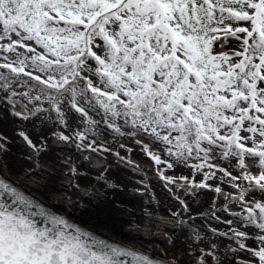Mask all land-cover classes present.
<instances>
[{
	"label": "snow or ice",
	"instance_id": "obj_1",
	"mask_svg": "<svg viewBox=\"0 0 264 264\" xmlns=\"http://www.w3.org/2000/svg\"><path fill=\"white\" fill-rule=\"evenodd\" d=\"M0 53L14 57L0 63V90L11 96L21 75L55 89L53 104L67 92L76 107L90 91L112 118L149 133L177 160L203 154L206 162L217 149L235 157L241 175L225 174L247 181L233 185L241 189L235 198L260 230L247 264H264V201L245 200L250 189L264 193V0H0ZM205 166L214 167H195ZM0 190L24 205L0 202V264H157L63 217L40 227L25 215L30 200L3 179ZM234 237L245 249L248 234Z\"/></svg>",
	"mask_w": 264,
	"mask_h": 264
},
{
	"label": "rangeland",
	"instance_id": "obj_2",
	"mask_svg": "<svg viewBox=\"0 0 264 264\" xmlns=\"http://www.w3.org/2000/svg\"><path fill=\"white\" fill-rule=\"evenodd\" d=\"M4 55L14 58L0 53V63ZM27 70L47 78L38 70ZM79 87L84 83L80 82ZM12 90L15 96L0 90L4 103L0 104V111H4L0 112V169L14 180H25V185L42 188L29 190L31 193L47 201L58 200L61 210L70 217L127 244L131 243L126 234L129 231L145 236L136 239L146 246L140 247L180 264H247L253 260L247 249L259 247L251 237L260 230L247 225L243 202L235 198L241 189L233 186H245L247 181H232L225 174L241 175L243 169L235 157L225 159L217 149L205 162L203 154L200 158L194 154L193 161L214 167L176 172L169 164H156L153 155L174 163L177 158L170 157L165 146L149 133L122 118H112L110 113L99 116L95 106L100 104L90 91L83 97L77 95L73 107L70 93L65 92L59 103L53 104L47 97L57 96L56 90L29 76L21 75ZM35 96L41 99L35 100ZM16 103L22 105L24 112L20 113L24 115L10 111L8 105ZM77 107L84 112L77 111ZM29 109L34 114L30 115ZM245 164L253 174L259 172L251 159L246 157ZM177 173L190 174V178L175 177ZM204 173L211 178L205 179ZM192 174L204 176V184L208 185L204 189L209 191H200L203 183L195 182L199 178ZM217 187L220 192L215 191ZM179 193L184 201L177 199ZM249 199L264 201V193L250 189L245 194V200ZM234 231L246 232L250 237L243 240L245 249L240 248L241 241L234 237ZM255 260L258 264V258Z\"/></svg>",
	"mask_w": 264,
	"mask_h": 264
},
{
	"label": "water",
	"instance_id": "obj_3",
	"mask_svg": "<svg viewBox=\"0 0 264 264\" xmlns=\"http://www.w3.org/2000/svg\"><path fill=\"white\" fill-rule=\"evenodd\" d=\"M0 179H3L6 183L10 184L15 190L16 192L25 197L26 199L30 200L32 202L31 206L25 210V215H28L29 218L31 220H33L34 222H36V224L40 227H50V223H49V217L50 216H58V217H63L66 220H68L69 222H71L74 225L79 226L80 228L89 231L95 235H97L98 237L104 238L107 241L120 245L98 233H95L77 223H75L74 221L66 218L65 216L59 214L58 212H56L55 210H53L52 208L48 207L47 205H45L44 203H42L40 200H38L37 198H35L34 196H32L30 193H28L27 191H25L23 188H21L20 186H18L17 184H15L13 181H11L10 179H8L6 176H4L3 174L0 173ZM0 202L5 203L6 205L10 206V207H20V208H24V205L20 204L17 200L15 195H13L10 192H3L2 190H0ZM123 246V245H121ZM125 247V246H123ZM126 249H129L127 247H125ZM149 257V256H148ZM153 261L157 262V264H167L165 262L159 261L157 259H154L152 257H150ZM125 259H131L130 257H126Z\"/></svg>",
	"mask_w": 264,
	"mask_h": 264
},
{
	"label": "bare ground",
	"instance_id": "obj_4",
	"mask_svg": "<svg viewBox=\"0 0 264 264\" xmlns=\"http://www.w3.org/2000/svg\"><path fill=\"white\" fill-rule=\"evenodd\" d=\"M3 102V101H2ZM0 104H1V100H0ZM4 104V103H3ZM3 104H1V105H3ZM6 107V106H5ZM16 109H17V111H19V113L20 112H22V105H21V107L20 106H14ZM1 108V107H0ZM9 108V107H8ZM6 109V108H5ZM2 110V109H1ZM0 112H2V113H4V111H0ZM24 114V113H23ZM8 115V114H7ZM9 116V115H8ZM30 164H32V163H30ZM31 169V168H30ZM42 169V168H41ZM44 169V168H43ZM57 170V169H56ZM31 171V170H30ZM46 171V170H45ZM47 172V171H46ZM51 172V171H50ZM37 173V172H36ZM45 173V172H44ZM55 173V172H54ZM32 174H34V173H32ZM57 175V174H56ZM56 175H55V177L54 178H56ZM24 176H26V175H24ZM53 175H51V177H52ZM58 176H61V175H58ZM64 176V175H63ZM65 177H66V175H65ZM63 178V177H62ZM26 180H27V177L25 178ZM14 180V179H13ZM14 181H16V182H18V183H20L19 185L20 186H22L23 188H25V189H28V190H30V191H34V192H37V191H39V190H41L42 188H40V187H33V186H29V185H25L24 184V181H22V179H20V178H18V179H16V180H14ZM41 185V184H40ZM60 186V185H59ZM30 187V188H29ZM58 187V186H57ZM61 187V186H60ZM69 187V186H68ZM74 188V187H73ZM57 190V189H56ZM64 190V189H63ZM66 190H67V188H66ZM72 191H73V189H72ZM75 191V190H74ZM75 193H77V192H75ZM69 195V194H68ZM62 200V199H61ZM60 200V201H61ZM53 203V204H52ZM52 207L55 205L57 208H59V209H61V206H62V204L57 200V201H52ZM51 206V205H50ZM55 207V208H56ZM54 208V209H55ZM62 209H63V207H62ZM68 213V212H67ZM84 221V220H83ZM148 225V224H147ZM127 235H128V238L127 239H129V242H131V243H129L130 244V247H132L133 249H143L142 247H140V246H144V247H146L145 245H144V243H142L143 241H141V240H136V239H138L139 237L142 239V237H144V239L146 238L145 236H142V235H140L139 237H138V234L137 233H133V232H127L126 233ZM125 234V235H126ZM142 236V237H141ZM147 238H149V237H147ZM151 238V237H150ZM149 238V239H150ZM134 240V241H133ZM135 242V243H134ZM145 242V241H144Z\"/></svg>",
	"mask_w": 264,
	"mask_h": 264
}]
</instances>
